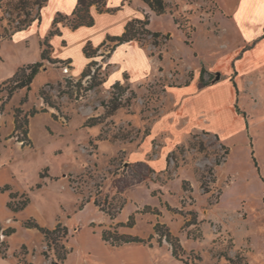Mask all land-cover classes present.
<instances>
[{"label": "rangeland", "instance_id": "1", "mask_svg": "<svg viewBox=\"0 0 264 264\" xmlns=\"http://www.w3.org/2000/svg\"><path fill=\"white\" fill-rule=\"evenodd\" d=\"M164 1L166 12L146 15V27L169 39L160 37L159 46L148 34L134 40L148 58L141 77H132L120 61L97 55L86 64L96 60L101 67L92 66L91 74L103 81L86 91L88 77L77 83L81 71L45 60L29 89L7 98L9 85L3 82L14 65L40 60L41 39L25 37L16 46L12 38L37 21L44 2L0 0V188L10 187L0 191V229L15 227L9 236L0 233V258L4 252L6 263H60H53L54 250L47 249L43 234L24 227L27 219L50 229L58 222L67 225L69 240L86 219L93 230L113 229L120 216L136 210L133 227L117 230L145 238L152 233L153 247L170 249L164 239L158 244L153 230L163 224L160 229L182 237L179 258L185 263L257 264L253 243L264 252V98L246 99L243 93L235 103L240 113L232 98L223 104L224 116L204 109L195 115V96L206 93L197 88L200 67L211 83L218 70L207 65L227 71L228 38L208 37L219 31L211 21L213 0ZM41 91L55 107L44 102ZM33 109L27 124L14 130L15 116L23 122ZM25 196L23 209L7 206ZM145 205L158 213L143 211ZM111 206L118 210L113 219L102 210ZM63 243L68 248L66 239Z\"/></svg>", "mask_w": 264, "mask_h": 264}, {"label": "crops", "instance_id": "2", "mask_svg": "<svg viewBox=\"0 0 264 264\" xmlns=\"http://www.w3.org/2000/svg\"><path fill=\"white\" fill-rule=\"evenodd\" d=\"M76 3L77 0H45L40 10V20L31 22L25 28L15 31L12 41L17 46L23 38L33 35L43 41L52 29L54 17L57 14H71ZM213 4L215 7L211 13V21L216 24L219 31L217 35L212 34L208 37L218 39L221 34L227 36L228 50L225 53L229 67L227 71H221L219 66L208 67L206 61L199 54L201 61L206 63V68L218 70V72L216 82H207L204 86H199L198 75L197 88L200 91L206 90V93L195 96L194 114L196 115L204 109V112L224 116L223 104L227 100L231 102L234 98L233 106L236 109L235 103L241 99L243 93H245L246 99L251 95L264 98V0H213ZM105 7L109 10L99 12L95 5L91 6L90 12L94 18V23L91 26L81 25L73 29L68 24L59 22L57 24L59 32L51 35L48 40L51 45V57L62 61L70 60L68 63L70 69L74 73L82 72L88 59L83 52V47L88 41L93 46H97L108 35H120L128 21L139 19L142 16L146 17L152 13L142 0H106ZM5 49L8 47L4 48V52ZM215 55H220V53L217 52ZM109 58L113 63L117 61L123 63L134 78L141 77L148 70L147 54L144 49L135 44L134 40L119 44ZM20 64V61L17 62L13 68L17 70ZM204 70L207 71L205 68ZM145 206L150 207V205ZM167 208H170L169 205ZM134 211L120 216L119 220L121 221L116 223H125L131 214L134 215ZM79 215V213L74 214L73 223L75 217ZM126 218L127 220L124 221ZM86 220L77 227L69 240V229L67 225H64L68 229L66 238L68 248H66L69 249V253L65 260L59 264H192L176 258L171 249L153 247L151 240V245L127 243L113 246L102 239L103 229L101 231L93 230L85 224ZM92 223L90 222L89 225ZM13 228L15 231V227ZM171 234L176 237L180 236H177L173 231ZM178 241L182 247L184 242L181 236L178 237ZM253 244L258 252V255H254L257 264L260 260L264 263V252H261L255 243ZM2 258H0V264H8Z\"/></svg>", "mask_w": 264, "mask_h": 264}, {"label": "trees", "instance_id": "3", "mask_svg": "<svg viewBox=\"0 0 264 264\" xmlns=\"http://www.w3.org/2000/svg\"><path fill=\"white\" fill-rule=\"evenodd\" d=\"M142 1L156 15H162L166 12V3L164 0H142ZM43 2H45V0H43ZM42 5H39V6L42 7ZM92 5H95L96 9L99 12L109 10L108 8L105 7L106 0H77L76 6L74 10L71 12V14L69 15L57 14L54 17L53 22H52V29L49 31L48 36H46L41 43L42 48H41V53H40V60L20 66L12 74L11 77L7 78L3 82L4 84H6V86L7 84L9 85L6 91L7 98H9L12 95V93L17 89H21V88L29 89L34 76L38 73L40 67L43 65V61L47 60L52 63L60 62L65 65H67L70 62V60L62 61V60L54 59L50 56L51 45L48 42L49 37L59 32L57 28V24L59 22H64L73 29L81 25L91 26L94 23L93 15L90 12V8ZM37 20L39 21L40 18H38ZM174 22L177 23L175 19H174ZM148 23H149L148 17H145L144 20L138 19V18L132 19L127 22V24L125 25L124 31L120 35H112V36L108 35L105 38V40L97 46H93L92 43L88 41L83 47V52L87 58L95 57L97 55H103L104 58L105 57L109 58L113 50L119 44L131 41V40L140 41L142 39L140 34L150 35L153 38L152 42L155 46L161 45V41L159 40L160 37H163L164 39H169L167 35H164L159 31H151L150 29H148L146 27ZM29 24L30 23H27L26 26H28ZM178 28L183 31V28L180 26V24H178ZM185 35L186 37H189V35L186 32H185ZM185 43L188 44L187 41H185ZM101 48H107V51L105 54L104 52H99ZM94 65H97L96 60H91L90 62H88L86 66L84 67V69L82 70L80 74V78L77 81V83L78 82L81 83L82 79L88 77L86 79V81L88 82L87 86L85 87L86 91L92 89L94 86L98 85L99 83L103 81L101 77H99L98 81L93 80L95 78L94 76L95 71H98L101 67V65H97L94 73L91 74V71H92L91 69H92V66ZM204 73H205V70L203 67H201L200 74H199V86H204L207 84V82L204 81V78H203ZM100 74L101 73H98V75ZM66 81H68L69 83L72 82L71 79H67ZM187 84L188 83L186 82L185 85ZM117 86H119L118 81L113 84V87H117ZM41 96L47 105L51 107H55V105L49 100V98L42 91H41ZM116 106L117 105H114L113 108H115ZM235 107H236V111L240 113L237 105H235ZM36 112L37 110H34V109L31 110L28 113V115L26 114L23 117V122H21L20 119H18L17 116H15V119H14L15 129L14 130H20V127L22 126V124H25V125L27 124V120H28L27 116H33ZM26 133H27V129H24V134ZM225 152H227L226 148H225ZM216 163L219 164L220 161L216 160ZM140 180H141V177L137 176L134 181L138 182ZM128 184L129 183L125 182L123 187ZM7 190H10V187L8 184H4L0 188V191H7ZM16 195H17L16 192L9 191L10 198L13 199L14 197H16ZM28 202H29V198L25 196L24 200L18 203H13L11 200L8 201L7 206L12 211H18L20 209H23L28 204ZM95 203L98 204L96 201ZM83 205L84 203H81L78 208H82ZM114 207L115 206H111V208H108V209L107 207L106 208L102 207V210H105L108 213L109 217L113 219L116 217L118 210H120L123 207V203H121L118 206V210H115ZM146 210H151V209L149 206H145L143 211H146ZM151 211L158 213L157 209H153ZM134 223H135L134 215L131 214L125 223L123 222L116 223L113 229H103L101 233L102 239L113 246H120V245L127 244V243H142V244L151 245L150 240L152 239L153 234H150L147 238H142L137 235L121 233L117 230V227L119 226L132 227ZM23 225L26 228H36L43 234L44 240L46 241L47 249L54 250L53 254L55 256V261H53V263L63 262L65 260L67 254L69 253V249H67L63 243V240L66 239L68 235V229L66 226L61 225V223L58 222L54 228L50 229V228L39 225L35 219H27L24 221ZM161 227H163V224H160V223H156L153 226L154 232L159 235L158 243L161 244L162 239H164L167 243H169L172 254L176 258H179L180 251L182 250V248L180 246L178 238L176 236L171 235L168 229L166 230L160 229ZM13 232H14L13 227H7L6 229L2 230L0 233L5 236H9ZM1 256L5 257V253L2 252Z\"/></svg>", "mask_w": 264, "mask_h": 264}]
</instances>
